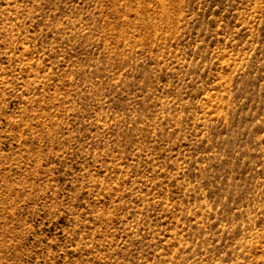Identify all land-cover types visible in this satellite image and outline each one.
<instances>
[{"label": "rangeland", "instance_id": "rangeland-1", "mask_svg": "<svg viewBox=\"0 0 264 264\" xmlns=\"http://www.w3.org/2000/svg\"><path fill=\"white\" fill-rule=\"evenodd\" d=\"M0 264H264V0H0Z\"/></svg>", "mask_w": 264, "mask_h": 264}]
</instances>
